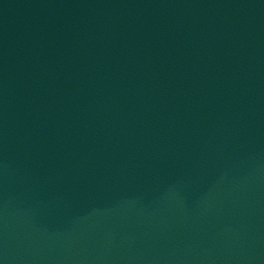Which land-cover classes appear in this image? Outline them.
Here are the masks:
<instances>
[{
  "label": "water",
  "instance_id": "1",
  "mask_svg": "<svg viewBox=\"0 0 264 264\" xmlns=\"http://www.w3.org/2000/svg\"><path fill=\"white\" fill-rule=\"evenodd\" d=\"M0 264H264V0H0Z\"/></svg>",
  "mask_w": 264,
  "mask_h": 264
}]
</instances>
